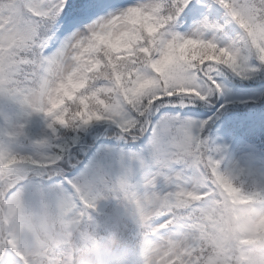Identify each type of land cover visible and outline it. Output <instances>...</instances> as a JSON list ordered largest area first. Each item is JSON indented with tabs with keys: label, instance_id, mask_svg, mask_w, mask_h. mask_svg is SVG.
<instances>
[{
	"label": "snow or ice",
	"instance_id": "snow-or-ice-1",
	"mask_svg": "<svg viewBox=\"0 0 264 264\" xmlns=\"http://www.w3.org/2000/svg\"><path fill=\"white\" fill-rule=\"evenodd\" d=\"M189 3L137 0L86 24L100 9L116 7L115 0H0V97L15 99L48 118L47 133L34 141L41 151L21 154L0 142V160L8 162L0 164V206L15 213L25 205V190L32 185L41 202L55 203L68 243L74 237L84 247L94 242L92 212L103 193L88 185L85 195L81 181L72 177L79 163V150L72 149L83 128L109 121L125 139L148 135L163 167L175 162L195 171L187 180L182 172L166 176L170 190L143 197L128 185L139 226L147 230L142 251L151 254L157 239L166 236L173 254L195 256L199 241L209 238L207 224L218 204L214 197L240 189L231 174L219 170L220 161L209 155L203 138L208 121L153 117L168 105L209 102L221 87L215 72L223 68L244 76L250 56L264 64V0H218L244 32L241 44L228 46L171 31ZM61 13L67 26L84 24L83 30L46 54ZM140 13L155 21L143 32L135 27ZM164 68L162 82L153 80V87L147 88L145 75ZM61 92L67 104L64 98L56 101ZM45 98L51 107H45ZM60 108L64 111L57 115ZM147 184L154 186L153 180ZM257 191L264 197V191ZM243 198L251 199L248 193ZM161 217L163 222L155 223ZM25 259L16 233L0 230V264H25Z\"/></svg>",
	"mask_w": 264,
	"mask_h": 264
},
{
	"label": "clouds",
	"instance_id": "clouds-1",
	"mask_svg": "<svg viewBox=\"0 0 264 264\" xmlns=\"http://www.w3.org/2000/svg\"><path fill=\"white\" fill-rule=\"evenodd\" d=\"M154 25L155 21L143 13L135 18V27L141 32ZM124 34L121 32V37ZM166 75V68L160 73H155L153 69L144 77L147 82L145 86L153 87V80L162 82L161 77ZM61 98H64L67 104V98L63 97L62 92L56 95V101ZM44 103L45 107L52 106L47 98ZM90 104L92 108L103 111L99 104ZM79 107L77 104L76 108ZM63 111L64 109L60 108L56 114L59 115ZM7 163L6 160H0V164ZM118 177L104 181L99 190L103 196L118 198L134 210L130 201L129 182L124 177L123 180ZM81 185L85 195H89L88 184L81 182ZM235 185L240 189L239 193L221 192L214 197L218 201L214 209L215 216L205 218L209 219V238L199 241L194 257L179 251L173 254L167 244V237L164 236L153 244L151 254L141 251V264H264V197L260 196L255 183L246 185L243 181H235ZM243 193H248L251 199H244ZM0 230L16 233L26 257L25 264H127L126 255L119 247V229L112 230L103 240L95 238L87 247L75 237L68 243L63 218L58 214L51 199L41 202L38 198L35 202H29L25 198V205L15 213L10 212L6 206H0ZM138 234L142 250L147 230L139 226Z\"/></svg>",
	"mask_w": 264,
	"mask_h": 264
},
{
	"label": "rangeland",
	"instance_id": "rangeland-1",
	"mask_svg": "<svg viewBox=\"0 0 264 264\" xmlns=\"http://www.w3.org/2000/svg\"><path fill=\"white\" fill-rule=\"evenodd\" d=\"M202 1V9L199 13H194L192 15L193 20L190 27L178 29L175 32L183 36H199L205 40H212L220 46L241 44L244 40V32L232 19L228 11L225 8L223 10L221 9L216 11L215 22L213 24H209V14L214 11L217 6H221V4L218 3V0ZM135 3H137V0H115L116 7L103 10L100 18L107 17L110 13L116 12L120 8H124ZM225 26L231 29V34L224 40H219L217 32L220 28ZM79 30H83V28ZM75 31L76 29L73 28V26L66 27L62 37L60 38L59 47ZM247 66L249 71H247L244 76H239L235 73L237 75L235 77L239 78L238 80L242 87H237L235 89L232 88V82L228 78V76H231L232 74L229 73L225 75L222 70H226L227 68H223L221 71L215 72V77L221 85L217 97L214 95L209 102H205L207 105H201L198 103L203 102H197L195 104H189L186 107L176 105L174 108H196L199 110V112L203 115L202 117L198 115H195L196 117H194L192 115V117L185 119L191 120L197 124L201 121H207L212 117L216 120L221 119L219 125H223L229 121L232 114L236 111L235 117L231 122H238L242 128L249 131L253 130L249 121H251V123H264V121L258 119L254 120L258 116L263 117L264 114V88L249 90H245L244 88H248V86H246L248 82L260 83L264 81V64H261L255 56H250ZM251 69H255V71H251ZM243 85L246 87H243ZM225 110H229L228 113L224 112ZM242 112L244 114H242ZM6 119L8 120L5 124L7 129L3 132V143L6 147L21 154H32L42 150L41 146L34 143V141L39 140L48 131V118L42 112L32 111L24 105H22L19 109L14 110L11 105ZM109 123L110 124L99 133L97 138L95 137V131L90 127V125L82 129L84 132L93 135L95 138L92 139L93 141L90 140V138H84L75 147H73L72 150L74 152L79 150L78 159L85 153L89 152L95 143H99L103 138H105L104 134L107 129H110V132H116L115 135L109 138L110 140L124 141V137L120 134L119 129L111 122ZM224 127L225 126H220L216 135H213V133L209 130L210 126L205 127L203 131V138L206 140L208 148L217 153V155H213V158L219 161L220 159H223L226 164V173L231 174L237 182L243 181L246 184L252 174H259L260 181L256 184V187L258 189H264V157H254L252 149L243 145L241 142H239L237 148L231 152V148L227 145L230 135L223 130ZM18 130L22 132V135H12ZM140 139L141 137L134 141L138 142ZM105 148H109V152L103 151V156L100 161H102L101 163L104 166L103 170L109 174L110 180L115 179L117 176L125 177L130 175L135 168L143 163L142 161L136 162L135 159L129 157V155L125 156L121 152H115L113 144H110L102 149L104 150ZM147 152L154 154L151 146L147 149ZM104 155H106L105 159ZM160 168L165 167H163V162L159 160L158 167L147 174L139 189L138 187L135 189V193L138 197H143L145 193L150 194L153 191L165 192L170 190V185L166 182L165 177H171L178 172H182V168L175 165L174 162L169 163L166 171H161ZM193 176H195L194 170L187 179H190ZM148 180H153L154 186L147 184ZM101 181V178H97L96 175L93 174L92 176H89L86 183L95 188H99L101 186ZM25 198L29 202H35L38 199V193L33 186H30L25 190ZM99 200L103 201V196H101ZM121 216L126 217L129 222L135 225L136 228H139L134 210L126 208L124 211H120L117 220H121ZM164 219L165 217H161L159 223L163 222ZM163 235H167V233H163ZM139 264H141V262Z\"/></svg>",
	"mask_w": 264,
	"mask_h": 264
},
{
	"label": "trees",
	"instance_id": "trees-1",
	"mask_svg": "<svg viewBox=\"0 0 264 264\" xmlns=\"http://www.w3.org/2000/svg\"><path fill=\"white\" fill-rule=\"evenodd\" d=\"M191 2H194V0H190ZM189 6V4H188ZM187 6V7H188ZM187 7L183 9V11L179 14V16L176 18V20L173 22L172 25H174L176 22H179L180 19L186 15ZM223 71V70H222ZM225 74V70L223 71ZM227 75V74H226ZM230 76V75H229ZM228 76V77H229ZM230 81L232 82L233 86L235 88L242 87V85L239 83V78L230 76ZM254 85L253 82H248L246 86L248 85ZM243 85V87H246ZM216 95V94H215ZM201 105H207L205 102L198 103ZM11 105L13 106V109H19L22 104H20L17 100L7 97H0V142H3V132L6 128V122L8 121L6 118L8 117V113L10 111ZM264 106V105H263ZM175 108L171 105L161 107L159 112L153 117L154 120H158L161 118H175L178 117L181 112L174 110ZM229 110H225L224 112L228 113ZM251 111V110H249ZM236 111L232 114L235 115ZM221 122V119H215L212 118L208 120V123L206 127L210 126V131L214 133L218 129V125ZM109 121H99V122H93L90 124V127L95 131L96 138L99 136V133L107 126L109 125ZM110 129H107L106 133L104 134V137L96 147H92L89 152L85 153V160L83 158V155L81 156V160H79V163L76 165V168L72 171L71 175L74 178H78L81 182H86L89 179V176H92L93 174L96 175L97 178H101L102 181H107L109 179V174L103 170L104 166L101 163V158L103 156V151L109 152V148L102 149L103 147H107L110 144L115 146V152H121V153H128L129 157L134 155L141 146L148 145L149 144V136L147 135L146 139L139 143L135 142L132 139H125L123 140H110L109 138L116 134V132H110ZM30 135V134H28ZM27 135V137H28ZM93 135L84 132L83 130L79 133V142L82 139L90 138V140L95 138ZM93 141V140H92ZM78 142V143H79ZM76 143L74 147L78 144ZM213 151V150H212ZM111 155V152H110ZM91 157V158H90ZM93 157V159H92ZM106 155H104L105 159ZM32 185H29L30 187ZM27 187V188H28ZM45 189L48 187L47 184L44 185ZM26 188V189H27ZM103 198L110 200V205H105L104 201H101L98 199L99 203L96 205V209L92 212L93 220L91 222V231L95 238L97 239H105L112 230L119 229V242L130 245L131 242V228L128 224H121L120 222L122 220H117L118 214L122 209H125V204H118L116 201L118 198H114L112 196H103ZM113 208L114 210H110Z\"/></svg>",
	"mask_w": 264,
	"mask_h": 264
},
{
	"label": "bare ground",
	"instance_id": "bare-ground-1",
	"mask_svg": "<svg viewBox=\"0 0 264 264\" xmlns=\"http://www.w3.org/2000/svg\"><path fill=\"white\" fill-rule=\"evenodd\" d=\"M83 158H84V160H85V154L83 155ZM91 158V157H90ZM92 159H93V157H92ZM79 160H81V157L79 158Z\"/></svg>",
	"mask_w": 264,
	"mask_h": 264
},
{
	"label": "water",
	"instance_id": "water-1",
	"mask_svg": "<svg viewBox=\"0 0 264 264\" xmlns=\"http://www.w3.org/2000/svg\"><path fill=\"white\" fill-rule=\"evenodd\" d=\"M264 84H260L259 86H257V87H261V86H263Z\"/></svg>",
	"mask_w": 264,
	"mask_h": 264
}]
</instances>
